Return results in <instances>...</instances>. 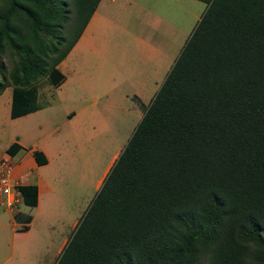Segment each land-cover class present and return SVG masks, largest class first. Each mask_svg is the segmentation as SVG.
Listing matches in <instances>:
<instances>
[{
    "label": "trees",
    "instance_id": "16d2710c",
    "mask_svg": "<svg viewBox=\"0 0 264 264\" xmlns=\"http://www.w3.org/2000/svg\"><path fill=\"white\" fill-rule=\"evenodd\" d=\"M100 1L0 0L11 119L40 110V80L63 84ZM196 1L203 15L55 264H264V0ZM17 190L37 206L35 186Z\"/></svg>",
    "mask_w": 264,
    "mask_h": 264
},
{
    "label": "rangeland",
    "instance_id": "374dc122",
    "mask_svg": "<svg viewBox=\"0 0 264 264\" xmlns=\"http://www.w3.org/2000/svg\"><path fill=\"white\" fill-rule=\"evenodd\" d=\"M204 11L196 0L102 6L92 45L70 59L75 67L66 71L64 85L38 82V106L52 107L35 119L46 122L50 160L37 175L46 177L48 191L35 208L5 206L31 218L27 236L14 233L12 218L0 208V264L56 263L140 122L139 102L149 105ZM70 113L75 118L68 119Z\"/></svg>",
    "mask_w": 264,
    "mask_h": 264
},
{
    "label": "crops",
    "instance_id": "0c3cea01",
    "mask_svg": "<svg viewBox=\"0 0 264 264\" xmlns=\"http://www.w3.org/2000/svg\"><path fill=\"white\" fill-rule=\"evenodd\" d=\"M116 1L117 0L100 1L97 10L90 19L82 36L67 57L58 66L59 71L65 77V80L60 87H62L66 82V71H68V69L72 70V68L75 67L70 62V59L76 54V52H78V49L83 51L86 47H90L92 45L90 37H92L93 32H96V27L99 25L101 19L104 20L103 15L98 13L99 8L108 4L113 5ZM11 95V88H7L3 94L0 95V156L11 166L12 172L10 174V181L13 185L16 187L35 186L37 188L38 205L40 194L42 193L43 195L47 193L48 187L46 177L37 174L42 171L41 167H48L50 153L47 145V135L45 133L46 126L44 127L46 122L44 120L35 119L37 117H41L47 109L51 110L52 107H40V110L35 113L19 117L17 119H11ZM73 118H75V114L70 113L68 115V119ZM36 132L40 134L41 138H36L38 135ZM31 134H33L35 139L30 137V141H28L26 138H28ZM13 145H18L20 149L13 150ZM14 161H16V163ZM1 207H4V210L2 209L4 213H7L10 218H12L11 222L14 226V233H16L15 231L20 229L23 225H26L22 223L21 220H16L17 217H24V215L15 214L13 209H7V207L5 208V205H0V208ZM1 214L2 213H0V228L5 225L1 222ZM31 223L28 224V230L23 233L24 236L28 235V232L31 229Z\"/></svg>",
    "mask_w": 264,
    "mask_h": 264
},
{
    "label": "built area",
    "instance_id": "2783aa9c",
    "mask_svg": "<svg viewBox=\"0 0 264 264\" xmlns=\"http://www.w3.org/2000/svg\"><path fill=\"white\" fill-rule=\"evenodd\" d=\"M10 165L0 156V202L7 207H15L21 202L17 187L10 181ZM7 196V197H6Z\"/></svg>",
    "mask_w": 264,
    "mask_h": 264
}]
</instances>
